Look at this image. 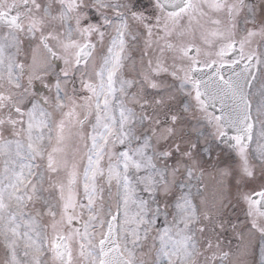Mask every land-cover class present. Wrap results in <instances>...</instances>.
<instances>
[{
  "label": "snow or ice",
  "instance_id": "6c2138e0",
  "mask_svg": "<svg viewBox=\"0 0 264 264\" xmlns=\"http://www.w3.org/2000/svg\"><path fill=\"white\" fill-rule=\"evenodd\" d=\"M0 264H264V0H0Z\"/></svg>",
  "mask_w": 264,
  "mask_h": 264
}]
</instances>
